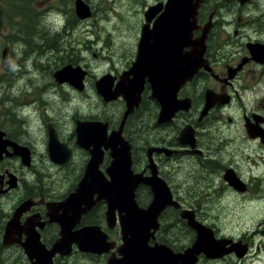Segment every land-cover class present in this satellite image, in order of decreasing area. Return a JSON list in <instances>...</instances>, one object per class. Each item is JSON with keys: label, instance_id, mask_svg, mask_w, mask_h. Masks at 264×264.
<instances>
[{"label": "flooded vegetation", "instance_id": "flooded-vegetation-1", "mask_svg": "<svg viewBox=\"0 0 264 264\" xmlns=\"http://www.w3.org/2000/svg\"><path fill=\"white\" fill-rule=\"evenodd\" d=\"M76 1L72 2L67 21L95 19L90 0H80L88 7L83 16L76 12ZM160 2L165 3L166 0H152L144 4L131 56L121 66L118 63L109 65L95 75L84 57L78 62L75 55L65 54L59 57V64L51 60L56 54L49 57L53 66L48 84L53 90L63 88L72 95L84 96L90 87L102 106L95 113L76 109L71 114L72 129L68 136L61 133L56 121L46 123V165L41 163L34 168L30 144L28 140L19 138L20 134L27 133L24 127L21 130L15 128V125L21 127L20 124L24 123L23 109H14L5 95L0 96L5 99L1 111L12 121L4 123L0 119L2 140L8 141L0 152V247L8 256L11 248L19 251V260H12L13 264H38L37 256L30 259L26 253L25 245L29 244L36 247L38 260L43 252L46 259L43 261L48 264H68L71 258L108 264L109 258H121L118 252L123 244L121 221L126 213L122 205L114 203V224L110 227L107 222L108 195L103 186L110 179L109 167L117 161L123 147L127 148L131 173L141 174L144 178L155 176L178 204H169L160 210L156 216L157 226L150 227L148 231V248L166 247L173 253H182L190 247L197 232L188 223V213L193 216V221L211 231L215 244H222L220 254L207 257L199 253L193 264H264V217L255 218L245 230L233 233L219 220V211L226 208L220 207L217 201L230 197L241 199L246 202L247 211L264 201V169L259 167V163L264 162V136L248 133L245 126L249 124L264 133V99L260 109L243 110L238 118L224 111L232 103H238L240 97L235 87L245 86L251 72L261 71L260 76L264 78V61L252 57L248 48L255 44L264 45V0H203L197 8L196 22L189 38H200L203 27L209 24L202 55V63H206V67L198 66L191 78L176 90L172 106L178 105L179 108L170 117L159 120L161 104L145 76L139 101L124 118L127 101L123 96L102 95L97 92L95 82L107 75L109 86L114 88L118 82L132 78L128 71L137 58L141 28L146 22L144 13ZM156 16L149 22V27H152ZM58 33L60 31L56 30L46 36L56 40ZM41 44L44 45L43 41ZM56 45L54 41L49 47L57 49ZM182 50V54L186 55L190 47ZM66 64L80 66V86L75 87L55 78V72ZM45 84L44 81L39 86L44 89ZM1 86L5 90L6 86ZM41 91L39 89V94ZM207 93L210 101L216 100L203 111L207 108ZM219 94H223L227 102L218 103L214 95ZM110 104L112 107L107 108ZM85 125L95 127L85 128ZM238 130L242 132L241 141L235 138ZM51 131L57 144H60L59 155L54 160L48 149ZM182 132L186 133L181 135ZM66 153L68 159L65 160ZM78 154L79 160L76 159ZM92 157L97 159L92 169L93 176L97 178L95 181L93 176L85 175ZM251 157L256 162L252 159L248 164ZM173 163L176 165L173 166ZM48 165H70L74 170L65 176L48 177L42 174V168L50 172ZM176 167L178 173H175ZM25 168L31 174H25ZM81 181L85 185L82 187L84 190L79 192ZM133 200L137 209H146L153 200L152 185L144 181L137 183ZM242 212L246 219L253 213ZM86 226H96L106 235L105 243L110 246L106 252L96 254L80 249L87 244V239L79 234ZM62 239L69 248L68 252L51 254L50 249Z\"/></svg>", "mask_w": 264, "mask_h": 264}, {"label": "rangeland", "instance_id": "rangeland-1", "mask_svg": "<svg viewBox=\"0 0 264 264\" xmlns=\"http://www.w3.org/2000/svg\"><path fill=\"white\" fill-rule=\"evenodd\" d=\"M67 1L0 0V96L5 95L14 109L19 108L18 111L23 109L24 123L20 124L21 127L15 125V128L21 130L24 127L27 131L26 134H20L19 138L28 140L27 143L33 151L34 168L41 163L46 165L44 152L46 123L56 121L61 133L68 136L72 129L71 114L75 113L76 109L95 113L102 106L90 87L84 96L72 95L66 90L63 91V88L53 90L51 84H48L53 66L49 62V57L56 54L51 60L58 64L59 57L65 54H74L78 62L84 57L95 75L109 65L118 63L121 66L131 56L132 46L139 33L143 6L152 0H90L92 16L95 19H71L64 27L73 0ZM61 24L63 25L60 26ZM56 30L60 31L56 36L57 40H54L57 42V49L44 46L40 50L35 46V43L41 44L43 36ZM42 51L43 54H40ZM260 72L257 71L255 74L251 72L245 86L235 87L240 99L237 104L232 103L224 111H229L231 116L238 118L243 110L260 109L261 100L264 99V78H261ZM44 81L46 84L43 89L39 85ZM1 84L6 86L5 90ZM39 89L43 90L40 94ZM4 103L5 99L0 97V119H3L4 123H12L1 111ZM110 107L112 104L107 106ZM223 123L227 124L225 118ZM235 138L242 140L240 130L235 134ZM76 159H80L79 154ZM252 159L256 162V159L251 157L248 164ZM18 164L17 162L16 166ZM172 165L175 166L176 163ZM47 167L50 172L42 168V174L48 177L65 176L74 170L70 165ZM259 167L264 169V162H260ZM24 173L31 174V171L25 168ZM175 173H178L177 167ZM217 201L220 207L226 208L219 211V220L233 233L245 230V227L250 225L249 222L255 218L264 217V201L250 211H247V204L241 199L230 197ZM242 211L253 213L246 219L243 218ZM9 253L10 256L6 255L0 247V262L13 264L12 260H19V251L16 248H11ZM68 264L99 263L71 258Z\"/></svg>", "mask_w": 264, "mask_h": 264}, {"label": "water", "instance_id": "water-1", "mask_svg": "<svg viewBox=\"0 0 264 264\" xmlns=\"http://www.w3.org/2000/svg\"><path fill=\"white\" fill-rule=\"evenodd\" d=\"M202 1L203 0H166L165 3L160 2L149 7L144 13L146 22L141 28L137 58L128 71V73L132 75V78L126 82H118L114 88L109 86L107 75H103L96 80L95 86L98 93L102 95L107 94L108 97L110 95L115 96L121 94L127 101V110L125 111L124 118L131 112L133 107L137 105L145 76L148 77L154 90V95L161 104L162 109L159 120H162L163 118L166 119L170 117L173 111L178 107V105L172 106L175 101V92L178 87L191 78L198 66L204 65V67H206V63H202V55L205 48L204 41L209 29V24L207 23L203 27L200 38L196 40L189 38V33L193 31L196 22L197 8ZM86 7L87 6L80 0L76 1V12L78 15L83 16L85 12L88 11V7ZM155 16L156 18L152 23V27H149V22L152 21V18ZM184 47H190V50L186 51V55L182 54V49ZM248 48L252 57L257 61H264L263 44H255ZM54 76L58 81H67L75 87L81 84L82 73L79 65L73 66L71 64H66L57 70ZM222 95L223 94L214 95V98H218V103L227 102V98H223ZM206 97L207 108H205V110L203 109V111H206L208 106L212 105L216 100L213 99V101H210L209 93H207ZM180 103L183 104L184 100ZM88 126L95 127V125H85L84 127L86 128ZM245 126L247 127L248 133L256 136H264L263 131H260V129L252 128L249 124H245ZM184 133L186 132H182L181 135H184ZM2 135L3 132L0 131V152L4 148V145H6L5 143L8 142L2 140ZM1 144L3 146H1ZM59 145L57 144L55 134L51 131L48 149L53 160L59 155ZM22 149L25 148L22 147ZM26 153H28V150ZM64 155L66 156L63 159L66 160L68 154L66 153ZM113 156H115V153H113ZM116 159L117 161L114 164L112 162V165L108 169L110 179L106 180L103 186L104 191H106L108 195L106 198L109 206L107 222L110 227L114 224L112 209L114 203L115 205L117 203L118 206L122 205V209L126 214L121 221L123 244L118 251L122 256L119 259L109 258L108 264H193L196 255L199 253H204L207 257H214V255L222 252V244H215L216 241L211 231L193 221V216L188 213V223L197 232V237L190 247L186 248L182 253H173L166 247L165 249L160 247L155 249L148 248L146 244L149 236L148 231L150 227L153 228L157 226L156 216L160 210L166 205L174 203L175 206H178V204L172 200L166 187L159 184V181H156L155 176L144 178L141 174L131 173L130 158L127 148L123 147ZM96 161V158H91L86 167V176H93L92 169L96 166ZM92 179L95 181L97 178L94 177ZM141 181L152 185L153 200L146 209L140 210L136 208L135 201L133 200V190L137 183ZM81 182L78 189L79 192L84 190L82 187L85 185V182ZM16 213L19 212L17 211ZM63 229L64 228H62V230ZM79 234L87 239L86 246L81 247V250L100 254L106 252L110 247L105 243L106 235L101 233L96 226H86L81 229ZM64 242L65 240L62 239L56 243L50 249L51 254L54 252L67 253L69 248ZM25 249L30 259L37 256L38 264H48L43 261L46 260L44 259L45 256L43 252H41L38 260L39 254L34 245H25ZM168 254L173 257H169ZM160 259L161 263L159 262ZM49 264H51V262Z\"/></svg>", "mask_w": 264, "mask_h": 264}, {"label": "trees", "instance_id": "trees-1", "mask_svg": "<svg viewBox=\"0 0 264 264\" xmlns=\"http://www.w3.org/2000/svg\"><path fill=\"white\" fill-rule=\"evenodd\" d=\"M36 17H37V15H36ZM36 17L33 18V21H35ZM40 20H41V18L39 19V24L41 25ZM66 22H67V17H66V20H65V25L67 24ZM32 26H33V24H32ZM40 30H41V29H40ZM41 31H44V32H45V30H41ZM48 35H49V34H48ZM52 36H55V35H52ZM21 40H24V38H21ZM54 40H55V38L47 37V36H46V37H44V38L42 39L44 45H41V44H39V43H35V46H36V47L38 46L37 48H40V50H41V49H43L44 46H45V47H49V45H52ZM56 40H57V38H56ZM48 41H49V45H48ZM32 49L34 50V46L32 47ZM43 52H44V51L40 52V54H43ZM70 54H71V55H74V54H72V53H70Z\"/></svg>", "mask_w": 264, "mask_h": 264}, {"label": "bare ground", "instance_id": "bare-ground-1", "mask_svg": "<svg viewBox=\"0 0 264 264\" xmlns=\"http://www.w3.org/2000/svg\"><path fill=\"white\" fill-rule=\"evenodd\" d=\"M43 57V56H42Z\"/></svg>", "mask_w": 264, "mask_h": 264}]
</instances>
